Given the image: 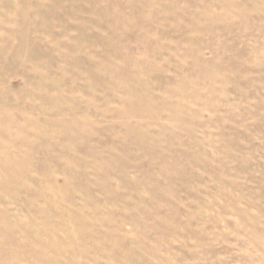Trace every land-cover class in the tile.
Returning a JSON list of instances; mask_svg holds the SVG:
<instances>
[{"label":"rangeland","instance_id":"374dc122","mask_svg":"<svg viewBox=\"0 0 264 264\" xmlns=\"http://www.w3.org/2000/svg\"><path fill=\"white\" fill-rule=\"evenodd\" d=\"M0 264H264V0H0Z\"/></svg>","mask_w":264,"mask_h":264}]
</instances>
